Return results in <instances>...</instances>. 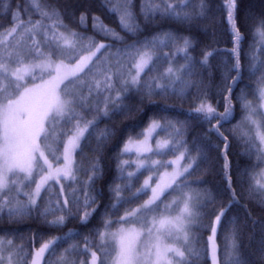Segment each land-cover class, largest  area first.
Listing matches in <instances>:
<instances>
[{
  "label": "snow or ice",
  "instance_id": "obj_1",
  "mask_svg": "<svg viewBox=\"0 0 264 264\" xmlns=\"http://www.w3.org/2000/svg\"><path fill=\"white\" fill-rule=\"evenodd\" d=\"M241 12L3 0L0 264H264V0Z\"/></svg>",
  "mask_w": 264,
  "mask_h": 264
},
{
  "label": "trees",
  "instance_id": "obj_2",
  "mask_svg": "<svg viewBox=\"0 0 264 264\" xmlns=\"http://www.w3.org/2000/svg\"><path fill=\"white\" fill-rule=\"evenodd\" d=\"M239 2L242 5V12H241V15L242 16L244 15L245 11L251 10V9H255V10L258 11L260 9V6H261V0H239ZM215 3L216 4H220V3H222V0H215ZM2 5H3V0H0V7H2ZM98 14L103 15V13H98ZM105 22L106 23H109V24H112L113 26H117V23H116V20H115L114 17H107L106 16L105 17ZM241 30L242 31H246L245 28H242ZM246 36H247V32H246ZM247 38H248V40H250L251 39V36H248ZM217 47L223 49V48H226V47H231V45L230 44H227L226 42H224V40H222L217 45ZM245 47H247V41L245 42ZM155 99L158 102H160L161 104H163V102H164L163 99L160 98V97H156ZM167 102L169 104L179 103V101H175V100H173L171 98L168 99ZM184 107L187 108V107H189V105L188 104H185ZM154 111H156V109L152 108V106L149 105V106L146 107V112L145 113H141V114H139L137 116V122H139L141 120L143 121L142 123H139V126L136 128L137 131L139 130L140 127L146 126L148 116H151ZM237 112H239V107L238 106H237ZM237 119H239V116H237ZM233 122H235V121H233ZM117 126L118 127H122V128H127V129H131V127H132V125L128 121H124L123 123H118ZM125 138H126V136H125ZM122 142L123 141H121V145H122ZM237 151H238V148H237L236 144H233V159H234V161L236 159L235 154L237 153ZM125 158H128V157H125ZM242 162H243V160H242ZM146 174L147 173H145V175ZM214 179L215 178L212 177V176H209L208 177V180L209 181H212ZM68 226L69 227H72L73 225L72 224H69ZM15 227L18 229V231L20 233H23V234L27 235L30 230L31 231H34L36 229L37 225L34 222H32V221H24V222L20 223L19 225L15 226ZM49 234H56V233H49ZM209 264H210V261H209Z\"/></svg>",
  "mask_w": 264,
  "mask_h": 264
}]
</instances>
